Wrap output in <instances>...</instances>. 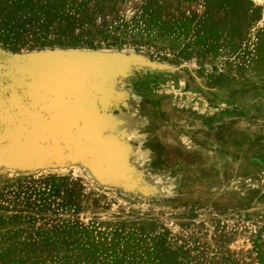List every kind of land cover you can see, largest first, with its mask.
<instances>
[{
  "label": "rangeland",
  "instance_id": "374dc122",
  "mask_svg": "<svg viewBox=\"0 0 264 264\" xmlns=\"http://www.w3.org/2000/svg\"><path fill=\"white\" fill-rule=\"evenodd\" d=\"M0 264H264V0H0Z\"/></svg>",
  "mask_w": 264,
  "mask_h": 264
}]
</instances>
